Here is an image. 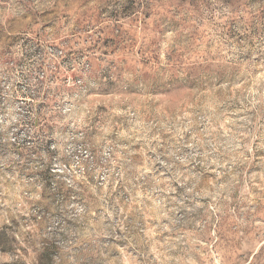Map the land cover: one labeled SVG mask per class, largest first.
<instances>
[{
    "label": "rangeland",
    "instance_id": "obj_1",
    "mask_svg": "<svg viewBox=\"0 0 264 264\" xmlns=\"http://www.w3.org/2000/svg\"><path fill=\"white\" fill-rule=\"evenodd\" d=\"M0 264H264V0H0Z\"/></svg>",
    "mask_w": 264,
    "mask_h": 264
}]
</instances>
